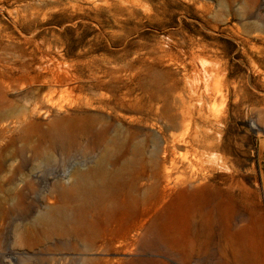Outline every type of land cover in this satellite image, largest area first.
Instances as JSON below:
<instances>
[{"label":"rangeland","instance_id":"rangeland-1","mask_svg":"<svg viewBox=\"0 0 264 264\" xmlns=\"http://www.w3.org/2000/svg\"><path fill=\"white\" fill-rule=\"evenodd\" d=\"M163 176L157 232L58 238L60 184ZM0 264H264V0H0Z\"/></svg>","mask_w":264,"mask_h":264},{"label":"bare ground","instance_id":"bare-ground-1","mask_svg":"<svg viewBox=\"0 0 264 264\" xmlns=\"http://www.w3.org/2000/svg\"><path fill=\"white\" fill-rule=\"evenodd\" d=\"M220 85L222 84L220 83ZM175 144L176 146L195 145L196 147L205 149H211L212 147L209 138L200 136L198 132L187 140H176ZM163 178L168 185L160 189L159 201L155 207H150L143 202L145 199L141 196L144 194H141L137 185L129 187L121 185L114 192L105 191L101 187L90 185L86 193L85 202L78 207H74L72 202L79 198V189L82 184L75 183L68 186L60 184L59 189L63 203L58 209L54 210V215L66 225H70V227L63 228L62 231H59L58 238L61 240L73 239L76 244L70 250L77 257L84 260V256L89 253L111 250L115 245L112 237L114 235L120 236L116 241L124 239L128 247L134 245L135 239L132 233L145 231V235H147L157 232L159 230L158 226L154 224L147 226L146 222L148 217L155 212V209L165 203L171 195V182L168 176H163ZM141 204L144 207L139 209ZM50 210L52 209L50 208ZM97 239H101V246L95 243ZM78 243H83L85 247H81Z\"/></svg>","mask_w":264,"mask_h":264}]
</instances>
